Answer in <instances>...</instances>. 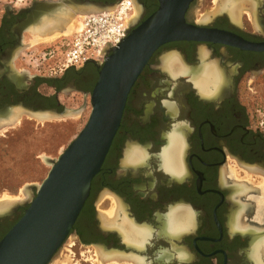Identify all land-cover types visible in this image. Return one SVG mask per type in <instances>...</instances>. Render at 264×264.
<instances>
[{"label": "flooded vegetation", "instance_id": "1", "mask_svg": "<svg viewBox=\"0 0 264 264\" xmlns=\"http://www.w3.org/2000/svg\"><path fill=\"white\" fill-rule=\"evenodd\" d=\"M138 1L134 26L158 5ZM199 1L189 3L185 19L203 28L204 38L167 41L152 53L68 234L90 247L96 264H264V255L252 254L264 238V130L254 108L264 84V0H236L235 14L218 0L196 16ZM32 2L0 11V119L17 104L63 108L62 89L90 94L96 82L92 62L64 68L51 81L14 66ZM171 53L178 63L167 66ZM204 68L214 83L201 89ZM19 211L0 218V239ZM173 217L180 226L172 227ZM123 223L143 231V240L125 236Z\"/></svg>", "mask_w": 264, "mask_h": 264}, {"label": "water", "instance_id": "2", "mask_svg": "<svg viewBox=\"0 0 264 264\" xmlns=\"http://www.w3.org/2000/svg\"><path fill=\"white\" fill-rule=\"evenodd\" d=\"M118 0H34L33 18L27 27L41 26L62 12L78 14L114 7ZM156 9L138 25L139 15L131 20L124 36L107 49L103 61L93 59L98 68L90 92L91 110L78 134L56 158L45 157L50 168L43 180L26 183L29 196L14 200L0 211V218L20 217L0 239V264H48L68 236L88 195L94 174L118 128L127 94L152 53L162 43L177 39H203V28L188 23L185 12L192 0H157ZM142 9L141 3L134 0ZM92 11V12H97ZM27 29V28H26ZM86 95V94H85ZM23 115L62 117L80 111L78 108H31L22 104ZM48 119V118H44Z\"/></svg>", "mask_w": 264, "mask_h": 264}, {"label": "rangeland", "instance_id": "3", "mask_svg": "<svg viewBox=\"0 0 264 264\" xmlns=\"http://www.w3.org/2000/svg\"><path fill=\"white\" fill-rule=\"evenodd\" d=\"M32 1L34 0H0V11L5 7L14 9L26 7ZM200 1L194 9L196 16L206 15L214 10L218 0H214L215 4L209 3L208 0ZM136 12L137 15L140 14V7L137 4ZM81 16H75V25L71 31L48 41H38L39 37L35 36L38 32L34 31L32 26L27 27L22 33L23 45L17 53L16 60L13 61L14 66L25 70L29 77L37 75L49 79L60 73L63 70L60 63L64 50L61 41L72 33ZM40 87L45 93L53 92L50 87ZM258 89L254 108L262 114L264 84L259 85ZM249 93L251 94L250 91ZM58 98L63 107H80V111L44 120L22 115L12 124L5 123L9 120V116L0 119V199L12 197V195L21 197L15 200L25 199L26 196L22 197L21 192L24 184L40 183L50 168V163H47L44 158H56L85 124L91 110L90 94L76 93L67 86L58 93ZM246 178L252 181L249 174ZM81 258L87 261L83 263ZM89 261L96 264L95 255L92 254L90 247L81 246L71 234L63 241L49 264H90ZM98 262L107 264L100 260Z\"/></svg>", "mask_w": 264, "mask_h": 264}, {"label": "built area", "instance_id": "4", "mask_svg": "<svg viewBox=\"0 0 264 264\" xmlns=\"http://www.w3.org/2000/svg\"><path fill=\"white\" fill-rule=\"evenodd\" d=\"M135 14L134 0H118L111 9L82 15L72 33L61 41L63 69L79 67L90 59L102 62L103 49L115 45L124 36L123 31L129 29ZM258 124L264 130V112Z\"/></svg>", "mask_w": 264, "mask_h": 264}, {"label": "bare ground", "instance_id": "5", "mask_svg": "<svg viewBox=\"0 0 264 264\" xmlns=\"http://www.w3.org/2000/svg\"><path fill=\"white\" fill-rule=\"evenodd\" d=\"M237 4H238V1H236V0H220L217 3V6L218 5L222 6V7L229 6L230 10L232 11L231 13L235 14L234 11L237 8ZM92 11H97V9L85 10V11H82V12H80L78 14H68L66 12H62L59 15H57L56 18H50L49 20H47L46 23L44 24L45 26H43V25H42V27L41 26H33V30L38 32V33H36L35 36L39 37L37 39L38 41L39 40L48 41V40H51V39H54V38L58 37L61 34L65 35L69 31H71V29L75 25L74 22H75V16L76 15H84V14L90 13ZM38 27H40V28H38ZM163 63L165 65H167V66H170L172 64H176L177 65L178 62H177L176 57L171 53V54H168L163 59ZM173 66H175V65H173ZM177 67H179V66H177ZM208 67H210V66H208ZM204 69L205 70H203V73H202L201 77L198 78L199 87L201 89L202 88H207L208 84L211 83V82L214 83V81H213L214 78L212 76L211 71H207L206 72L207 69L206 68H204ZM74 113H76V112H74ZM11 114H10V116L8 118L9 120H7V122H5V123L12 124V123L18 121L20 119V117L23 115V113L20 110V108H14ZM68 114H73V113L70 112ZM27 116L33 117V118H36V119H40V120H44V118H48V119L52 118V116L42 117V118L38 117V115L35 116V117L31 116V115H27ZM21 192H22V197L26 196L25 198H27L29 196V192H28V190L26 188L23 187ZM18 198H21V197L12 195V197L1 198L0 199V211H3L4 209H7L10 206V203L12 201H14L15 199H18ZM174 220H173L174 222L171 220L172 227H175L174 225L180 226L181 222L176 220V218H174ZM176 222L178 223V225H177ZM106 223H110V221L109 222L106 221ZM123 226H124V223H123V225L121 227H122V229H123V231L125 233V236L129 237L131 240L139 242L140 240H143V238L145 237L143 231H139V230L134 229V227L132 225L131 226L128 225V226H124V227ZM263 239L264 238L258 240L253 245L252 254L255 257H257L258 259L262 255H264V240ZM103 255L104 256H102V257H104V258L107 257L105 254H103Z\"/></svg>", "mask_w": 264, "mask_h": 264}, {"label": "trees", "instance_id": "6", "mask_svg": "<svg viewBox=\"0 0 264 264\" xmlns=\"http://www.w3.org/2000/svg\"><path fill=\"white\" fill-rule=\"evenodd\" d=\"M47 81H51L52 79L49 78V79H46ZM49 105H54L53 103H50ZM58 109H61L60 107H58ZM20 216H18L13 222H11L9 225L12 226V224L19 218Z\"/></svg>", "mask_w": 264, "mask_h": 264}]
</instances>
